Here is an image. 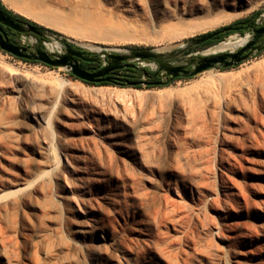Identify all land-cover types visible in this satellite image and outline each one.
<instances>
[{
  "label": "rangeland",
  "instance_id": "obj_1",
  "mask_svg": "<svg viewBox=\"0 0 264 264\" xmlns=\"http://www.w3.org/2000/svg\"><path fill=\"white\" fill-rule=\"evenodd\" d=\"M3 2L45 28L47 41L26 32L20 45L60 54L65 39L105 63L104 53L142 49L186 63L243 46L217 48L240 32L187 48L193 38L256 11L264 24V0ZM115 88L131 94L110 96ZM159 88L169 92L145 98ZM0 264H264V50L233 67L135 88L89 84L67 66L0 47Z\"/></svg>",
  "mask_w": 264,
  "mask_h": 264
},
{
  "label": "water",
  "instance_id": "obj_2",
  "mask_svg": "<svg viewBox=\"0 0 264 264\" xmlns=\"http://www.w3.org/2000/svg\"><path fill=\"white\" fill-rule=\"evenodd\" d=\"M0 20H3L1 11H0ZM7 24H9L11 27L17 29L19 32L22 33H28L33 32L39 35H45L44 32L39 31L36 27L32 25H24L21 23H16L11 20H6ZM229 28L221 29L220 31H228ZM220 31H216L212 34L206 35V36H198L193 38L187 48H190L193 45H201L205 41L212 39L214 36H216ZM253 36L251 39H249L241 48L226 52V53H220L210 56H202L198 57L197 59H193L188 61L185 64L182 65H173L168 62H166L163 59V55L157 52H154L150 49H142L138 51H134L131 54H110V53H104L105 56L108 57L107 60V68L99 71V72H90L83 67L80 66L79 61L77 58H81L83 60H89L88 57L84 56L81 52L76 51L75 47L71 45H65L66 51L64 54H54L55 57L52 58V53L38 50V51H29L27 52V48H21L19 46H14L8 42H1V48L7 50L8 52L21 57L23 59H27L30 61H41L44 62L50 66H67L72 73L77 76L78 78L90 82L95 81H101L102 76L109 72V70L112 68H121L125 64H123L124 60L133 59V58H139V59H148L153 58L155 62L159 64V69L161 71H164L168 74H171L173 77H178L180 74L183 77H194L195 75L211 69L213 67L216 68H229L233 67L235 65H238L249 58L250 53L260 51L261 46L257 45L258 42H260V38L264 36V26L255 28L252 30ZM58 39H60L58 37ZM64 44L67 42L65 39H60ZM262 44H264V40L262 41ZM246 53V54H245ZM197 63L198 66L195 67L193 70H187L186 68L192 64ZM173 78L169 79L167 81V84L172 82Z\"/></svg>",
  "mask_w": 264,
  "mask_h": 264
},
{
  "label": "trees",
  "instance_id": "obj_3",
  "mask_svg": "<svg viewBox=\"0 0 264 264\" xmlns=\"http://www.w3.org/2000/svg\"><path fill=\"white\" fill-rule=\"evenodd\" d=\"M0 7L4 9L6 12H8L9 14L13 15L14 17L19 18L25 22H29L32 24V26L36 27L39 31L44 32L45 28L42 25H39L38 23L34 21H30L29 19H26L25 17L19 15L12 9L8 8V6L3 2V0H0ZM259 15H260V12L256 11L249 17L238 19L229 25H225L215 30L202 34L201 36H206L216 31H220L221 29L229 28L228 31H220L212 39H209L202 44H211L215 42H220L233 33L240 32L241 34H245L246 32L251 31L255 28L264 26V25H259V23L256 22ZM248 24H251V25H248ZM28 34H32L36 36L39 39L40 43H43L44 41L48 40L46 35H39L33 32H28ZM65 45H71L75 47L76 51L81 52L84 56L89 58V60H84V61L77 58L80 66L83 67L84 69L90 72H99L107 68L108 64L104 62L100 54L85 50L80 46L69 43L68 41L65 42ZM260 46H261L260 51H263L264 44H261ZM23 60L30 61L27 59H23ZM143 60L155 61L153 58H148V59H143ZM123 64L125 65L121 68L110 67L111 69L109 70V72L101 77L102 78L101 81H95V82H90L86 80H83V81L89 84H94V85H117L120 87H135V88H143V87L154 88V87H162V86L167 85V81L163 79L162 71L159 68L156 70H151L148 67H140L137 63L130 62V63H123ZM72 75L75 76L73 73ZM143 76H145L146 78L143 79Z\"/></svg>",
  "mask_w": 264,
  "mask_h": 264
},
{
  "label": "bare ground",
  "instance_id": "obj_4",
  "mask_svg": "<svg viewBox=\"0 0 264 264\" xmlns=\"http://www.w3.org/2000/svg\"><path fill=\"white\" fill-rule=\"evenodd\" d=\"M26 12H28V11H26ZM34 16L37 19H39V20H41V21H43L49 25L55 26V27H63V25H68L64 22V19L58 14L37 13V14H34ZM220 22H222V20L218 19V20H215V21H212L211 23H209L208 26H216V25L220 24ZM68 28L77 34H83L86 31L87 32L89 31V29L87 27L79 26V25L75 26V25L69 24ZM110 34H111L110 32H105L104 36L109 37ZM248 39H249V35L246 34V36H243L239 33H236V34L229 36L225 41L221 42V44L217 48H219V49H230V48L236 49L239 46L244 45L248 41ZM49 45H50L51 49H55V48L61 49V45L59 43H56V44H50L49 43ZM58 82H59L58 83L59 84L58 85L59 98L63 99L66 95L65 94V86H64L65 82L63 79H58ZM14 91L17 92L19 97L22 96L20 90L15 89ZM108 92H109L110 96H115L118 98L127 97L131 94L130 90L126 89V88H124V89H118V88L110 89ZM167 92H169L168 88L155 89V90L149 91V93L145 96V98H147V99L153 98V95H151V93H153L156 96H160V95L166 94ZM13 94H15V93L13 92ZM150 101L152 102V100H150ZM32 107L27 106V105L25 107L26 113L28 114V116L37 119L39 123L46 124L47 123L46 116L44 114H42V112L39 109H35V107L34 108H32ZM102 113H104V111H102ZM105 114H106V112H105ZM105 136H107V135H105ZM105 136H104V138H105ZM109 136L113 139L114 145L121 147L120 150L122 152L125 153L126 151H128L123 147L124 145H123V139L122 138L117 137L115 133H111ZM65 163L67 165H70V159L67 156H65ZM95 228L98 230L100 228V226L94 227L93 230Z\"/></svg>",
  "mask_w": 264,
  "mask_h": 264
},
{
  "label": "flooded vegetation",
  "instance_id": "obj_5",
  "mask_svg": "<svg viewBox=\"0 0 264 264\" xmlns=\"http://www.w3.org/2000/svg\"><path fill=\"white\" fill-rule=\"evenodd\" d=\"M0 11H1V14H2V17H3V20H0V46H1V42H8V43H10V44H12L14 46H19L21 48H27L28 49L27 52H29V51H38V50L46 51L40 44H38L34 49L33 48H29V47H27L25 45H20L17 42V40H18L19 37H21V35L23 33L19 32L17 29H15V28L11 27L9 24H7L6 20L9 19V20H11L13 22L21 23V24L29 25V26L32 25V24L29 23V22H25V21H23V20H21L19 18L14 17L13 15L9 14L8 12H6L1 7H0ZM248 25H251V24H248ZM259 25H264V24H259ZM263 40H264V36H262L260 38V42H258L257 45H261ZM64 53H60V54H64ZM224 53H226V52H224ZM253 54H254V52L250 53L249 57H251ZM51 57L54 58L55 55L52 53ZM78 59H81V58H78ZM81 60L84 61L83 59H81ZM132 60L133 59L124 60L123 63H130V62L133 63ZM166 61L170 62V60H166ZM182 64H185V63H179V64H174V65H182ZM197 66H198V64L195 63V64H192V65L188 66L186 69L187 70H193ZM166 76H167L168 80L171 79V78H173V80L183 78V76L181 74L178 77H173L171 74L166 73Z\"/></svg>",
  "mask_w": 264,
  "mask_h": 264
},
{
  "label": "built area",
  "instance_id": "obj_6",
  "mask_svg": "<svg viewBox=\"0 0 264 264\" xmlns=\"http://www.w3.org/2000/svg\"><path fill=\"white\" fill-rule=\"evenodd\" d=\"M18 40H19V41H22V42H25L24 35H21V37H19ZM149 63H151V61H145V60H142L138 65H139L140 67H147ZM153 63L156 65L155 61H153ZM156 69H158V68H157V65H156ZM156 69H151V70H156ZM163 74H165L164 71H162V75H163ZM145 78H146V77L143 76V79H145Z\"/></svg>",
  "mask_w": 264,
  "mask_h": 264
}]
</instances>
